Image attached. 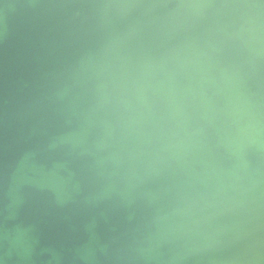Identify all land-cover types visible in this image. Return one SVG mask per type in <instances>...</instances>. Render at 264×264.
<instances>
[{
  "label": "water",
  "instance_id": "obj_1",
  "mask_svg": "<svg viewBox=\"0 0 264 264\" xmlns=\"http://www.w3.org/2000/svg\"><path fill=\"white\" fill-rule=\"evenodd\" d=\"M0 264H264V0H0Z\"/></svg>",
  "mask_w": 264,
  "mask_h": 264
}]
</instances>
